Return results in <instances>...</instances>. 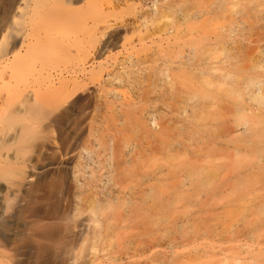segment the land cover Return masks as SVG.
Listing matches in <instances>:
<instances>
[{"label": "rangeland", "instance_id": "obj_1", "mask_svg": "<svg viewBox=\"0 0 264 264\" xmlns=\"http://www.w3.org/2000/svg\"><path fill=\"white\" fill-rule=\"evenodd\" d=\"M157 1V14L150 0H94L85 8L81 24L95 26L98 36L58 58L77 73L66 74L65 103L38 115L22 154L32 182L0 219V264H264V0ZM15 2L0 0V29ZM179 10L189 17L179 20ZM127 23L133 26L126 32ZM171 27L178 42L169 45ZM123 36L146 61L137 94L126 99L157 106L164 122H175L178 198L172 202L166 186L155 187L153 195L164 199L146 196L152 209L144 218H130L133 197L95 208L92 184L77 191L70 181L69 154L90 146L100 78L112 67L101 45ZM162 60L171 62L170 85L149 101ZM91 214L93 225L84 230Z\"/></svg>", "mask_w": 264, "mask_h": 264}, {"label": "bare ground", "instance_id": "obj_2", "mask_svg": "<svg viewBox=\"0 0 264 264\" xmlns=\"http://www.w3.org/2000/svg\"><path fill=\"white\" fill-rule=\"evenodd\" d=\"M150 1V11L157 14L158 1ZM93 3L94 0H16L0 29V219L9 212L18 190L32 182L22 154L31 143L38 115L44 108H60L65 103L66 74L77 73L63 69L57 64L58 58L76 45L80 49L84 38L98 36L95 26L87 28L81 24L85 8ZM176 17L183 21L189 15L179 10ZM137 18L142 20V13ZM132 26L127 23L122 29L127 32ZM166 35L169 45L177 44L175 28L167 29ZM193 48L192 44L186 47L182 63L191 62ZM100 51L113 61L112 67L104 70L100 78L97 107L87 130L90 146L77 145L69 154L70 181L77 191L84 184H92L96 189L95 208L102 201L133 197L138 205L130 212V218H144L152 209L146 205V196L153 197L155 203L164 199L160 193L153 195L155 187L166 186V196L172 202L178 198L175 122H164L157 106L126 99L128 94H137L146 71V61L137 53V46L123 36L114 44L103 43ZM93 60L87 64H94ZM162 61L165 69L154 75L149 101L159 100L161 89L170 85L171 62ZM49 69L57 71L56 75ZM255 83L254 80L251 87L256 88ZM187 88L192 85L187 84ZM161 108L167 110L171 106L164 103ZM161 161L167 166L159 164ZM73 205L77 211V194ZM92 216L83 221L84 230L92 227ZM164 245L174 248L173 242Z\"/></svg>", "mask_w": 264, "mask_h": 264}]
</instances>
